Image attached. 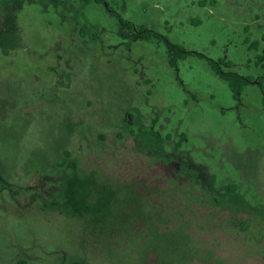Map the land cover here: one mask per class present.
Listing matches in <instances>:
<instances>
[{
  "label": "rangeland",
  "instance_id": "obj_1",
  "mask_svg": "<svg viewBox=\"0 0 264 264\" xmlns=\"http://www.w3.org/2000/svg\"><path fill=\"white\" fill-rule=\"evenodd\" d=\"M105 1L0 0V96L15 102L0 169L21 206L0 195V264L18 245L30 264H264V0ZM140 26L203 56L171 67ZM208 59L253 79L239 99ZM65 150L151 188L153 241L148 222L85 224L31 202L72 171Z\"/></svg>",
  "mask_w": 264,
  "mask_h": 264
},
{
  "label": "trees",
  "instance_id": "obj_2",
  "mask_svg": "<svg viewBox=\"0 0 264 264\" xmlns=\"http://www.w3.org/2000/svg\"><path fill=\"white\" fill-rule=\"evenodd\" d=\"M97 3H102L107 7L105 0H94ZM120 24L124 28H133V24L124 21L119 18ZM137 36L149 39L157 38L164 42L168 64L171 67H176L177 62L184 59L187 55L195 54L202 57L201 53L190 52L183 46L171 42L166 36L156 32L153 29L145 28L140 26L136 28ZM256 45L254 41L252 47ZM259 63L264 61V50L263 55L258 58ZM208 63L211 69L222 79L226 80L229 88L232 92V96L235 99H239L243 87L253 79L245 77L234 71H224L220 64L212 59H208ZM264 68V64H261ZM257 82L260 86L264 82V77L257 78ZM54 84L51 85V87ZM20 105H24L22 102H18ZM14 101H8L7 98H1L0 96V119L5 118L4 113H7L14 107ZM2 109H5L4 111ZM71 120V119H70ZM72 122V120H71ZM70 123V122H69ZM77 123V122H76ZM75 123V124H76ZM84 123L85 129L82 137H87V131L90 129V122ZM74 125V123H73ZM65 157L62 162L65 167H70L72 171L61 172L55 178H48L47 182L50 184L49 187L41 188V191H33L30 195V200L36 205H41L44 209H53L59 212L75 217L78 222L88 223H101V222H125V225L132 224L133 222H148L150 231L152 233L153 241V230L154 222H158L156 212L153 209V201L148 200L149 190L148 186H144L143 190H139V183H144L139 179H131L128 182H119L117 180L108 179L99 169L92 171H83L79 169V160L74 158L69 151H64ZM145 185V184H144ZM39 188V187H38ZM23 189V188H22ZM20 188L14 186L8 178H6L0 169V195L8 197V203L11 202L13 206L18 205L17 193ZM149 191V192H148ZM45 192V194H44ZM5 200L2 203L6 202ZM216 202H220L216 199ZM4 211V218L9 219L7 211L9 210L6 205H2ZM8 209V210H7ZM162 220H164L162 218ZM28 229L31 228L32 223L25 218L24 219ZM128 222V223H127ZM127 223V224H126ZM112 225V224H111ZM105 227L107 233L114 234L119 225L107 228L101 225L100 228ZM124 228V227H123ZM128 229V228H127ZM33 235V232H31ZM27 248L21 245L17 246V256L14 264H30L25 257H22V253H25Z\"/></svg>",
  "mask_w": 264,
  "mask_h": 264
}]
</instances>
